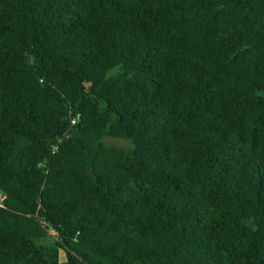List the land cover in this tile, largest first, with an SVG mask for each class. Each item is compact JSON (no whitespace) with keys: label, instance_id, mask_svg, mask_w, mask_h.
Returning a JSON list of instances; mask_svg holds the SVG:
<instances>
[{"label":"trees","instance_id":"trees-1","mask_svg":"<svg viewBox=\"0 0 264 264\" xmlns=\"http://www.w3.org/2000/svg\"><path fill=\"white\" fill-rule=\"evenodd\" d=\"M0 190V264H264V0H0Z\"/></svg>","mask_w":264,"mask_h":264},{"label":"rangeland","instance_id":"rangeland-1","mask_svg":"<svg viewBox=\"0 0 264 264\" xmlns=\"http://www.w3.org/2000/svg\"><path fill=\"white\" fill-rule=\"evenodd\" d=\"M108 142L114 145H124V142L118 139H108ZM51 235H54V230L50 231ZM58 264H67L66 256L62 250H59Z\"/></svg>","mask_w":264,"mask_h":264},{"label":"built area","instance_id":"built-area-1","mask_svg":"<svg viewBox=\"0 0 264 264\" xmlns=\"http://www.w3.org/2000/svg\"><path fill=\"white\" fill-rule=\"evenodd\" d=\"M3 199H4V197H3L2 193H1V195H0V202H1Z\"/></svg>","mask_w":264,"mask_h":264},{"label":"water","instance_id":"water-1","mask_svg":"<svg viewBox=\"0 0 264 264\" xmlns=\"http://www.w3.org/2000/svg\"><path fill=\"white\" fill-rule=\"evenodd\" d=\"M1 193H2V192H1V190H0V195H1ZM1 202H2V201H1Z\"/></svg>","mask_w":264,"mask_h":264}]
</instances>
